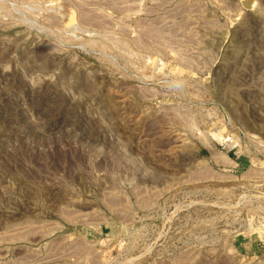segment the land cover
Returning a JSON list of instances; mask_svg holds the SVG:
<instances>
[{
	"label": "rangeland",
	"instance_id": "rangeland-1",
	"mask_svg": "<svg viewBox=\"0 0 264 264\" xmlns=\"http://www.w3.org/2000/svg\"><path fill=\"white\" fill-rule=\"evenodd\" d=\"M0 264H264V0H0Z\"/></svg>",
	"mask_w": 264,
	"mask_h": 264
}]
</instances>
